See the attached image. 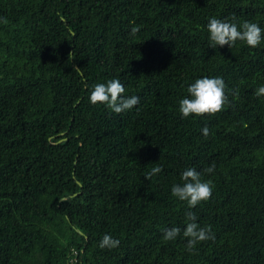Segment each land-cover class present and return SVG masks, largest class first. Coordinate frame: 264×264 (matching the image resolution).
Instances as JSON below:
<instances>
[{
  "label": "trees",
  "instance_id": "16d2710c",
  "mask_svg": "<svg viewBox=\"0 0 264 264\" xmlns=\"http://www.w3.org/2000/svg\"><path fill=\"white\" fill-rule=\"evenodd\" d=\"M213 17L264 30V0H0V264H264V31L212 48ZM205 76L228 102L183 118ZM110 79L140 103L91 104ZM191 167L213 191L189 209L171 188ZM188 211L215 236L191 253Z\"/></svg>",
  "mask_w": 264,
  "mask_h": 264
},
{
  "label": "clouds",
  "instance_id": "9594fccd",
  "mask_svg": "<svg viewBox=\"0 0 264 264\" xmlns=\"http://www.w3.org/2000/svg\"><path fill=\"white\" fill-rule=\"evenodd\" d=\"M233 17V21H234ZM0 22L8 23L6 18H0ZM139 31L138 28H132L130 35L135 36ZM209 33V46L216 48L228 45L230 48L237 41L245 43L251 48H256L262 39V30L258 23L244 21L238 25L228 20H220L215 17L210 18L207 24ZM226 84L221 77H203L195 80L187 89V96L179 101V113L183 118L190 115H215L223 110L228 102V96L225 94ZM125 86L119 79H110L106 83H97L92 86L89 100L93 105H106L116 114L131 110L140 103V98L136 95L125 96ZM257 97L264 96V85L256 89ZM202 134L207 136L209 130L207 127L202 129ZM215 171V164L204 169V172L211 174ZM162 172L161 166H156L147 173L145 178L151 180L153 176ZM182 183L174 184L171 188L172 196L180 201L187 203L189 209L195 208L203 201L211 198L213 185L212 182L203 181L201 173L194 167L184 170L180 177ZM185 228L183 231L179 227H172L164 230L163 239L165 241L175 240L182 231L183 237L186 238V250L192 252L198 244L209 240H214L215 236L210 226L201 227L197 223V217L194 212H186ZM120 244L118 239L111 235H103L99 247L101 249L117 248Z\"/></svg>",
  "mask_w": 264,
  "mask_h": 264
}]
</instances>
